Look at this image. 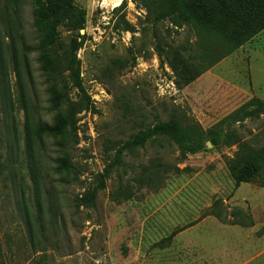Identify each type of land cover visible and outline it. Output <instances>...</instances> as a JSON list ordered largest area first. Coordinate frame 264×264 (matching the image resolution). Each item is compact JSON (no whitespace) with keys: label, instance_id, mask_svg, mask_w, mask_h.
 <instances>
[{"label":"rangeland","instance_id":"rangeland-1","mask_svg":"<svg viewBox=\"0 0 264 264\" xmlns=\"http://www.w3.org/2000/svg\"><path fill=\"white\" fill-rule=\"evenodd\" d=\"M72 3L84 28L56 26V51L82 46L74 66L63 62L65 104L55 111L33 0H0V264H264V189L236 186L227 171L239 146H264V114L224 124L235 142L227 147L207 142L181 158L160 139L126 151L94 205L82 201L117 149L157 122L206 130L264 100V30L208 66L220 50L204 59L193 30L154 25L144 0ZM185 63L204 71L180 85ZM61 114L71 121L65 133L44 132Z\"/></svg>","mask_w":264,"mask_h":264},{"label":"trees","instance_id":"trees-1","mask_svg":"<svg viewBox=\"0 0 264 264\" xmlns=\"http://www.w3.org/2000/svg\"><path fill=\"white\" fill-rule=\"evenodd\" d=\"M9 1L14 4L18 0ZM144 9L154 25L169 20L175 28L187 27L193 30L199 45L204 49V59L211 58L212 47L219 49L220 54L208 66L231 55L264 30V0H144ZM32 16L34 27L39 36V61L42 63V72L46 77V82L50 86V103L53 109L58 111L61 105L65 104V93L62 88L63 62L66 61L68 65L74 66V55L82 46V42L76 43L75 41L71 44V49L68 52L58 53L54 31L56 26L66 20H74L76 28L82 30L84 18L72 0H33ZM68 53L71 57L68 56ZM22 57L24 60V56ZM22 62L24 63V61ZM173 70L175 71L177 68L174 67ZM70 71H73L71 75L73 86L89 103L78 72L72 68ZM202 71L204 70H195L193 66L183 64L178 74L180 85L189 84ZM88 103L86 107H88ZM66 112L68 111L66 110L64 113ZM261 114H264V100L251 99L233 115L224 118L206 130L196 126L184 127L174 119L159 121L139 132L117 149L113 161L104 170V175H101L96 188L85 195L82 201L94 205L97 192L105 186V177L115 167L121 166L122 155L126 151L143 149L147 144L160 139L168 140L174 144L178 148L181 158L201 152L207 142L214 149L227 147L235 142L233 135L229 131L223 130L224 124L238 123L245 117ZM60 116V121L54 127H42L43 131L52 134L65 133V127L71 126V121L67 114ZM71 168L72 166L67 161L60 163V169L63 171L70 172ZM227 171L236 186L256 184L259 188L264 189V146L258 149H246L239 146L234 158L227 163ZM36 201L37 212H41L40 207L43 202L37 199ZM25 212H29V210H25ZM172 235L165 241H168Z\"/></svg>","mask_w":264,"mask_h":264},{"label":"bare ground","instance_id":"bare-ground-1","mask_svg":"<svg viewBox=\"0 0 264 264\" xmlns=\"http://www.w3.org/2000/svg\"><path fill=\"white\" fill-rule=\"evenodd\" d=\"M110 1L113 2V6H114V7H117L118 4H119V1H120V0H110Z\"/></svg>","mask_w":264,"mask_h":264},{"label":"crops","instance_id":"crops-1","mask_svg":"<svg viewBox=\"0 0 264 264\" xmlns=\"http://www.w3.org/2000/svg\"><path fill=\"white\" fill-rule=\"evenodd\" d=\"M240 247V246H239Z\"/></svg>","mask_w":264,"mask_h":264}]
</instances>
